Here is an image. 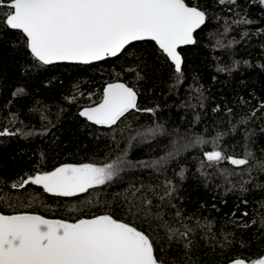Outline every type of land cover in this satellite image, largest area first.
Here are the masks:
<instances>
[{
    "label": "trees",
    "instance_id": "1",
    "mask_svg": "<svg viewBox=\"0 0 264 264\" xmlns=\"http://www.w3.org/2000/svg\"><path fill=\"white\" fill-rule=\"evenodd\" d=\"M186 2L202 9L206 21L194 32L196 43L179 48L181 74L153 41L133 42L125 53L90 64L43 65L21 32L0 23V131L14 133L0 136L2 212L68 221L110 214L148 234L164 264L238 257L251 264L264 254V4ZM7 11L0 6V20ZM113 79L137 91L140 111L111 127L80 116ZM18 89L23 94L14 95ZM211 151L252 155L237 166L208 161ZM118 158L125 162L112 181L76 197L35 185L11 188L63 164Z\"/></svg>",
    "mask_w": 264,
    "mask_h": 264
},
{
    "label": "snow or ice",
    "instance_id": "2",
    "mask_svg": "<svg viewBox=\"0 0 264 264\" xmlns=\"http://www.w3.org/2000/svg\"><path fill=\"white\" fill-rule=\"evenodd\" d=\"M235 2L219 0L220 4ZM259 2L264 4V0ZM0 6L8 9L0 23L21 32L32 57L43 65L56 61L90 64L125 53L133 42L154 41L158 55L171 61L175 72L181 74L183 61L178 49L195 44L193 34L206 21V13L189 6L186 0H8L6 4L0 0ZM244 22L251 21H236ZM137 78H142L139 73ZM23 91L18 89L14 95ZM137 95L125 83H109L101 102L84 108L79 115L96 125L111 127L131 110L140 111ZM11 134L14 133L7 129L0 131V136ZM205 155L210 162L228 159L240 166L248 163L252 153L242 159L224 157L220 151ZM124 162L118 158L103 165L64 164L21 178L11 188L35 185L54 196L76 197L112 181L122 171L120 165ZM166 195L170 196L171 191ZM261 224L264 226V218ZM180 235L187 237L188 232ZM0 264H164V261L156 255L154 241L148 234L110 214L69 222L20 213L0 214ZM232 264L246 262L236 259ZM251 264H264V257L252 260Z\"/></svg>",
    "mask_w": 264,
    "mask_h": 264
},
{
    "label": "water",
    "instance_id": "3",
    "mask_svg": "<svg viewBox=\"0 0 264 264\" xmlns=\"http://www.w3.org/2000/svg\"><path fill=\"white\" fill-rule=\"evenodd\" d=\"M8 2V1H7ZM6 2V3H7ZM187 3V2H186ZM188 4V3H187ZM189 6H195V5H192V4H188ZM196 7V6H195ZM200 9V8H199ZM200 10H202V9H200ZM194 35V34H193ZM154 42V41H153ZM155 43V42H154ZM184 46H186V45H184ZM181 47H183V46H181ZM178 51H179V49H178ZM180 52V51H179ZM180 55H181V53H180ZM181 57H182V55H181ZM56 62H69V61H56ZM109 83H125L124 81H122V80H120V79H113V80H109V81H107L104 85H103V88H102V93H101V97L97 100V101H95V102H93V103H90V104H85V105H83L82 107H81V109H80V111H82L84 108H89V107H94V106H96L98 103H100L101 102V100H102V98H103V90H104V88L109 84ZM126 84V83H125ZM127 85V84H126ZM84 118H86V117H84ZM87 119V118H86ZM20 213H30V214H37V215H41V216H44V215H42V214H40V213H38V212H32V211H22V212H14V213H4V212H2L1 210H0V214H4V215H12V214H20ZM100 215H103V214H100ZM97 216V215H96ZM45 218H47V219H62V218H58V217H50V216H44ZM81 218H91V217H81ZM80 219V218H79ZM63 220H65V219H63ZM68 221V220H67ZM69 222H74V221H69ZM261 257H264V254L263 255H261L260 257H258V258H261ZM258 258H256V259H258ZM236 259H243V258H234V259H231V260H229V261H227L225 264H232V262L234 261V260H236ZM244 260V259H243ZM245 261V260H244ZM246 262V261H245ZM246 264H247V262H246Z\"/></svg>",
    "mask_w": 264,
    "mask_h": 264
},
{
    "label": "rangeland",
    "instance_id": "4",
    "mask_svg": "<svg viewBox=\"0 0 264 264\" xmlns=\"http://www.w3.org/2000/svg\"><path fill=\"white\" fill-rule=\"evenodd\" d=\"M67 164H74V165H79V164H84V163H77V164H75V163H67ZM64 165V164H63ZM98 165V164H97ZM60 166H62V165H60ZM60 166H58V167H60Z\"/></svg>",
    "mask_w": 264,
    "mask_h": 264
}]
</instances>
